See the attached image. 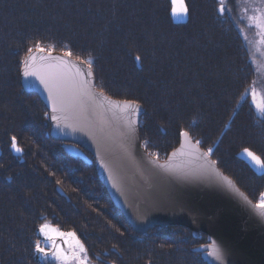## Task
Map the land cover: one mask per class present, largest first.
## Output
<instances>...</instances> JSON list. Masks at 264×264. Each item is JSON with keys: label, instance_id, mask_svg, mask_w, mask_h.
<instances>
[{"label": "trees", "instance_id": "1", "mask_svg": "<svg viewBox=\"0 0 264 264\" xmlns=\"http://www.w3.org/2000/svg\"><path fill=\"white\" fill-rule=\"evenodd\" d=\"M241 2L183 0L177 21L171 0H0V264H57L39 237L44 224L75 236L89 264H207L204 234L130 228L92 158L71 157L50 136L47 108L24 93L20 68L29 49L91 61L98 90L143 106L152 156L165 158L187 131L258 203L264 166L255 170L245 149L264 162V114Z\"/></svg>", "mask_w": 264, "mask_h": 264}, {"label": "water", "instance_id": "2", "mask_svg": "<svg viewBox=\"0 0 264 264\" xmlns=\"http://www.w3.org/2000/svg\"><path fill=\"white\" fill-rule=\"evenodd\" d=\"M29 57V71L39 75H24ZM20 75L23 89L46 104L50 136L69 142L65 150L71 157L87 162L82 150L94 156L98 179L136 233L184 226L195 235H207L210 244L203 255L207 264H264V209L250 202L232 181L230 185L213 178L215 164L188 135H181L167 162H158L139 142L142 107L96 89L87 63L32 50L22 61ZM40 75L55 79L51 95ZM83 81L87 86H80Z\"/></svg>", "mask_w": 264, "mask_h": 264}, {"label": "rangeland", "instance_id": "3", "mask_svg": "<svg viewBox=\"0 0 264 264\" xmlns=\"http://www.w3.org/2000/svg\"><path fill=\"white\" fill-rule=\"evenodd\" d=\"M171 2L173 7H175L176 9V13L173 14L174 19L177 21L183 20L185 17V12L181 11V0H176L175 4L173 3V0H171ZM182 4L184 6L183 0ZM241 5L242 19L245 22L243 27V34L247 40V44L251 53V58L255 66L257 75L256 81L253 84V89L251 91L252 97H255V107H257V105L264 106V0H242ZM258 109L259 112L264 114V112H262L260 108ZM245 156H247V161H249V163L253 162V160L247 155V153H245ZM177 226L179 225H172L171 227ZM42 228L43 231H41ZM41 229L40 234L44 238L45 245L43 249L47 253H50V257L54 259L57 264H89L84 254V248L81 249L80 246L82 244L77 240L75 236H72V234L67 233L63 234L54 226L47 224H44ZM191 232L193 233V231ZM199 234L204 233L200 232ZM199 234L194 235L199 236ZM204 235L207 237L206 234ZM207 240L208 243L202 248V258L206 252L204 248L208 244H210L208 237ZM62 243L65 247H67L68 251L65 250Z\"/></svg>", "mask_w": 264, "mask_h": 264}, {"label": "bare ground", "instance_id": "4", "mask_svg": "<svg viewBox=\"0 0 264 264\" xmlns=\"http://www.w3.org/2000/svg\"><path fill=\"white\" fill-rule=\"evenodd\" d=\"M62 55H64V54H62ZM66 56H68V55H66ZM70 57V56H69ZM72 58V57H71ZM73 59H75V58H73ZM75 60H78V59H75ZM80 61H83V60H80ZM83 62H85V63H87V65H89V63L88 62H86V61H83ZM22 65V64H21ZM90 66V65H89ZM21 69V68H20ZM92 70V69H91ZM92 73H93V71H92ZM94 76V75H93ZM95 78V77H94ZM20 80H21V75H20ZM21 86H22V84H21ZM95 87H96V82H95ZM22 89H23V87H22ZM96 89H97V87H96ZM23 91H24V93H26V94H35V93H27L24 89H23ZM36 96H38L37 94H35ZM108 96V95H107ZM38 98H39V96H38ZM111 98H113V97H111ZM40 99V98H39ZM113 99H116V100H120V101H124V102H134V103H137V102H135V101H132V100H127V99H117V98H113ZM254 99H255V97H254ZM40 101L44 104V106L46 107V104L40 99ZM138 104V103H137ZM140 105V104H139ZM141 107H142V109H143V113H144V108H143V106L142 105H140ZM47 108V107H46ZM256 109V115L257 116H261V112H259V109L256 107L255 108ZM47 111H48V109H47ZM143 113L141 114V116L139 117V120H138V127H137V131H138V137H139V142H140V145L142 146V148L146 151V153L150 156V157H152V158H154V159H156V160H158V162H162V163H165V162H167L168 161V159H169V155L180 145V141H181V135L183 134V133H187L188 134V137H189V139L192 141V143L196 146V147H199V149L201 150V151H203L204 153H206V155L211 159V161L215 164V167L217 168V170L216 171H214V172H211V176L213 177V178H216V179H219L220 180V182H224L225 183V181L222 179V177H227L228 178V180H230V181H232L233 183H235L236 181H235V179H237V180H239V176H237V175H234V174H232V176H230L229 174H227L225 171H222L220 168H219V165L213 160V158L211 157V155L210 154H208V149L207 148H203L201 145H200V143H197V141L196 140H194L195 138L194 137H191L190 135H189V133L187 132V131H182V132H180V134H179V141H178V144H177V146L175 147V148H173L171 151H169V153L165 156V158H163V159H158L157 157H155V156H152L148 151H147V149H146V145H145V143L143 142V140L141 139V135H140V121H141V118H142V116H143ZM48 115H49V111H48ZM49 123H50V117H49ZM59 141V140H58ZM61 142H64V141H61ZM65 143V146L66 145H69L70 143L69 142H64ZM71 145H73V144H71ZM76 145V144H75ZM83 151V153L86 155V157L88 158V160H87V162L89 161V157L90 158H92V160H93V163H94V168H95V158H94V156L92 155V154H90L88 151H86V150H82ZM87 154L89 155V157L87 156ZM197 155V154H196ZM81 160V159H80ZM82 161V160H81ZM84 162V161H83ZM87 162H85V163H87ZM250 165L253 167V168H255V170H257V171H260L261 170V168H262V166H261V164H257L254 160H253V162H250ZM220 172V174H218L219 172ZM95 172H96V169H95ZM96 176H97V172H96ZM97 178H98V176H97ZM235 178V179H234ZM99 180V179H98ZM100 181V180H99ZM102 184V183H101ZM104 187V186H103ZM235 187L238 189V190H240L241 192H243L242 190H241V188H240V186L238 185V184H236L235 183ZM106 190V189H105ZM244 193V192H243ZM264 193V192H263ZM244 195L246 196V198L250 201V202H252L255 206L257 205L255 202H253L252 200H251V198L250 197H248L247 196V194L246 193H244ZM260 199H261V195L259 196V202H260ZM112 201V200H111ZM113 203V202H112ZM134 231V230H133ZM192 231V230H191ZM200 235V234H199ZM63 244V243H62ZM63 246H64V244H63ZM68 251V250H67ZM208 253V250H206V252H205V254H207Z\"/></svg>", "mask_w": 264, "mask_h": 264}, {"label": "snow or ice", "instance_id": "5", "mask_svg": "<svg viewBox=\"0 0 264 264\" xmlns=\"http://www.w3.org/2000/svg\"><path fill=\"white\" fill-rule=\"evenodd\" d=\"M175 2H176V0H173V3L175 4ZM181 11L182 12H187V8L186 7H184L183 6V4H182V0H181ZM176 13V9H175V7H173V14H175ZM29 52H31V49H29ZM31 57H29V58H27L26 60H25V70H24V75L25 76H28V75H39V72L38 71H32V72H30L29 71V67H30V65H29V63H28V59H30ZM137 61L140 59V57H136L135 58ZM88 63H89V65L91 64V61H88ZM89 75H91V73H89ZM40 79H41V82L42 83H44L45 84V87H47V88H49V92H50V95L54 92V90L56 89V83H55V79L54 78H48V79H46L45 78V76H43V75H40ZM87 81H83V82H81V84H80V86H87ZM53 99H54V104H55V97H53ZM257 107L258 108H260V110L262 111V112H264V106H261V105H257ZM56 109H55V107H54V111H55ZM54 119H55V117H53ZM183 135L184 136H187L188 134L187 133H183ZM197 143H199V141H197ZM12 147L17 151V152H20L21 151V149L20 148H18L17 146H16V138L15 137H13L12 138ZM211 149H209L208 150V154H210L211 153ZM245 152L247 153V155L249 156V157H251V159L252 160H254L257 164H261V166H264V162H262L261 161V159H260V157L259 156H257V155H255V153H253V152H251V151H249L248 149H245ZM209 167H211V166H209ZM222 179L224 180V181H226L228 184H230L231 185V181L230 180H228V178L227 177H222ZM256 207L257 208H260V209H264V193H262L261 194V199H260V202L256 205ZM41 231H43V228L41 229ZM81 247V249H83V246L81 245L80 246ZM36 250H37V252H44V250L42 249V248H40V246H39V243H37L36 244Z\"/></svg>", "mask_w": 264, "mask_h": 264}]
</instances>
